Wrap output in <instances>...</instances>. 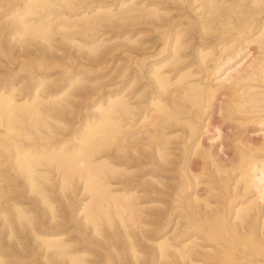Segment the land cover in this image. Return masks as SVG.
<instances>
[{"label": "rangeland", "instance_id": "1", "mask_svg": "<svg viewBox=\"0 0 264 264\" xmlns=\"http://www.w3.org/2000/svg\"><path fill=\"white\" fill-rule=\"evenodd\" d=\"M202 1L203 19L200 0H0V264H190L189 255L210 256L214 248L189 228L193 222L170 214L180 201V179L193 191L185 171L171 174L170 167L180 165L191 125L201 124L190 116L175 117L185 125L164 118L163 88L176 86L184 71L193 74L181 79L185 85L207 84L198 70L207 59L215 63L226 44L216 36L244 1ZM259 1H246L255 14ZM253 57L242 50L212 77L218 98L198 101L216 116L201 141L220 162L229 161L235 137L233 123L221 121L227 104L221 87L252 70ZM152 115H164L160 136L169 145L150 138ZM256 127L245 137L258 147L264 123ZM208 170L200 172L201 184ZM253 173L252 194L264 200V166Z\"/></svg>", "mask_w": 264, "mask_h": 264}, {"label": "bare ground", "instance_id": "2", "mask_svg": "<svg viewBox=\"0 0 264 264\" xmlns=\"http://www.w3.org/2000/svg\"><path fill=\"white\" fill-rule=\"evenodd\" d=\"M200 1L202 3L199 6L200 14H201L200 17L203 19L205 12H206V7H205V4L203 3L204 1L202 0ZM238 1L239 2L244 1V2L239 4L238 9H235L230 13V16L233 15V19L231 20L232 23H230L231 24L230 27L226 28V30L225 29L223 30L222 28L221 30L223 31L218 33V35L216 36V38L219 40V43H222V42L226 43L225 45H223L224 47L222 46L219 49L220 55L218 56V58H214V57H213L214 59L212 58L215 61V63H212V64H210V61H208V59L206 58L209 64L205 63L206 64L205 68L198 70V72H200L201 74L203 72L207 73V78H205L207 84H204L205 86H202V88H200L201 86L199 87L198 85L197 89L196 87H197L198 82L196 83V85H194V82L190 81L188 82L187 85H185V83L182 82V80L183 81L185 80L186 82V80L190 77L193 79L192 77L193 74L191 75L189 74L191 71L190 72L184 71L178 75L179 77L175 79L174 82H172V84L176 86H172L171 88V83H168L170 84L169 88L166 87V89L168 90H164L165 87L163 88V91H165L164 95L166 94L165 104H167L169 107V109L167 107L165 110L168 109L170 112V109H171L170 113L165 112L167 114L166 116L162 115L164 116V118L166 119L174 118L177 120L178 118H175V117H178L179 115H182L184 118L190 116L191 118L199 120L201 124V126L200 125L196 126L195 124H192L191 121L189 120L190 121L189 124H192L191 125L192 127L191 126L189 127L193 128L192 137L191 135H189L190 136V137L188 136L189 138L186 137L184 139L183 141L184 144L182 143L183 149H181L182 157L180 159L181 160L180 165L177 167H174V165L173 167H170L171 174H175L176 170H181L182 172L185 171L184 174L186 173L187 175L186 177L188 178L190 177L191 180H193V187H192L193 191H192V194H190L189 192H187V190L191 188L192 182L190 183L187 178L183 177L184 176L183 174L182 176L183 178L180 179L181 185H179L180 187L179 189L181 190V192L177 193L179 195L177 196L180 197V201L176 202L177 204L175 203L172 204L173 208L170 214L173 215L174 212L177 211V215L181 214L182 216L185 217V219L181 217L182 219L188 220L190 224L191 222H193L194 225L192 224L193 226H191L189 224L190 225L189 228L192 227L195 230V232L202 234V237L204 238V240L214 248L212 252L213 254L210 253V256H208L209 255L208 252L210 249L207 250L208 252H206L208 253V255L200 251L201 253L198 254L199 257H195V259L193 258L194 256H192L193 254L191 256L187 255L188 257H190V259H188L190 260L189 262L190 264H193L196 259L198 261L206 259V261L208 260V262L212 264H264V205H262V202L260 201L263 199H260L261 193L257 195H254V193L252 194L253 189H252V184L250 183L252 182L251 177L253 176L252 174H254L253 172H255L256 169L258 170L259 167L264 166V156L262 158V155L261 157L260 155L259 156L256 155V153L257 154L259 153L258 150H261V152L264 153V144L263 145L261 144L262 146L257 145L258 147H255L253 145L254 143L253 144L249 143L248 138L245 137L246 135L245 133L247 130L255 129L257 128L256 125L259 126L262 123H264V98L261 97V96H264V8H263L264 3L261 4L262 1L260 2L258 0L263 7L260 9L258 13L255 14L249 8L250 7L249 3L251 4V2H246L247 0H238ZM224 3H225L224 6H226V0H224ZM224 8L223 9L222 7L220 8L224 11H220V9H219V12L217 11L219 14V18L222 17L223 19H225V17L229 16L228 14L225 13L227 9L226 8L224 9ZM229 20L230 18L227 21ZM257 32L259 33L257 34ZM226 34H229L228 37L225 36ZM244 49H247V51L251 52L252 56H254L253 57L254 59L252 60V62L249 63L250 66L252 67V70L250 71L246 70L247 71L246 73H241L239 74V76H236L231 81V83H229V85L227 84L221 87V90H222L221 92L224 93L226 96V98L224 96V100L227 101L225 102V104L226 103L227 104H226L225 113H222L223 115L222 119L220 118V116L218 118L221 119V121H223L224 119L225 121L233 123L232 125L233 130H231L233 131L232 132L233 134L231 132H229V134L235 136L234 139H231L232 148L230 149L232 152H231L230 159H228L229 161L227 163H224V162L219 161L220 159L217 158L218 155L217 156L214 155V153L211 151L209 147L208 148L204 147L205 144L203 145L204 142L202 143L201 141L204 139L201 136L203 135L202 133L207 132L210 130V128H212L211 126L215 124L214 118L216 116L211 117L210 114L212 113L210 112L207 113V109H204V108H203L204 110L200 109L201 107L200 105H202L203 103L198 102V101H203L202 98L206 97L209 101L211 100V102H213L215 100L214 98H218L216 96L215 88L212 87L214 85L211 86V84H209L211 83V80H213L212 77L214 78L216 76L217 71H220L221 68L224 67L225 64H228V62L232 60L235 56H238L239 54H241L242 50ZM208 56L210 57L209 54ZM172 62L174 61L172 60ZM201 62L203 64V61ZM180 69H183V68L182 67L178 68V71ZM164 75L162 77L163 80L165 77ZM167 77L168 75H166L165 78ZM168 84L167 86H169ZM194 86H195V89H194ZM243 86H246V92L244 91V93L240 91V90L245 89V88L240 89ZM188 96L189 97L191 96V97L189 98ZM258 96H260V98ZM192 97L198 103L196 102L193 103L192 101H190L191 103L194 104V105L192 104L193 106L192 105L190 106V104L187 102H189L188 99H191ZM207 99H205L206 104H208ZM199 103H200L199 105L200 107L198 106ZM165 104L163 108L166 107ZM211 105L213 108L214 104L211 103ZM158 106L160 107V105ZM194 106L195 107L198 106L199 108L198 107L197 108L200 110H198ZM243 106L246 107V109H244L245 111L239 110L241 111L239 113L238 109L243 108ZM194 109H197V110H194ZM162 116L152 115V118H151L152 120L149 123L151 124L150 126L152 127V129L149 128L150 130L149 133L153 130L150 138L154 141L157 139L161 141L164 138L163 134H161V136L163 135V137L160 136V133L162 132V129H163V120H165L163 119ZM184 118H182V121L180 122L181 124L185 125L186 122L185 123L183 122L185 121ZM174 119L172 120L174 123L175 122H177L176 124L180 123L179 122L180 119H178V121ZM170 120L171 119H169L168 121ZM189 121L187 120V122ZM232 121H234L235 123ZM173 122H171V124ZM127 127L128 126H126V128ZM126 128L122 131L124 133V134L122 133L123 138L127 137L124 135L127 133V130L129 128H127V130ZM190 129L188 130L190 131ZM184 134H183V137H184ZM174 136L176 137L177 135H174ZM193 137H195V139H193ZM167 138L163 139L160 144H162L164 140L165 142H169V141H166ZM180 140H181V136H180ZM225 140H228L227 137ZM165 142H163V144H165ZM231 142L229 141V143ZM251 142H254V141L252 140ZM88 144L90 143L88 142ZM167 144L169 145V143ZM175 144H179V143H175ZM190 145H192V154H191L192 156L190 155L191 157L189 158L188 150H189ZM229 145L230 144H228V146ZM168 156L171 157V155H168ZM186 161L189 162V166H187L188 163L185 164ZM207 169H210L208 170L210 175H207L209 176V178L207 179L206 184H204L205 183L204 182L202 183L203 186L200 187V185L202 184L200 183V181H198L199 174L201 172V174L203 175L201 174L200 175L204 177L205 175L204 172ZM101 173H104V172H101ZM179 178L181 177L179 176ZM178 182L179 181H177V183ZM252 183H254V181ZM257 190H259V188ZM261 190H264V189H261ZM210 198H213L215 202H217V204L215 203L213 204L212 202H210L209 201ZM202 203H203V207L205 208V211L203 210L204 208L201 207ZM174 217H176V215ZM179 217L180 216H178V218ZM236 220H240L241 222L243 221V223L238 224L239 222L237 223ZM196 223H198V225ZM189 228L187 229L189 230ZM189 232H192V231H189ZM186 246H187V243H186ZM191 252L192 251L190 250L189 253L191 254Z\"/></svg>", "mask_w": 264, "mask_h": 264}]
</instances>
